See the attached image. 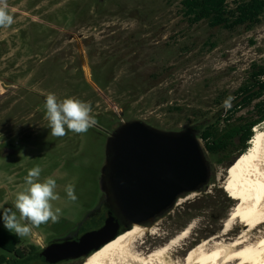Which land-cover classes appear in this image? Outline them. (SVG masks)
<instances>
[{"label": "rangeland", "instance_id": "1", "mask_svg": "<svg viewBox=\"0 0 264 264\" xmlns=\"http://www.w3.org/2000/svg\"><path fill=\"white\" fill-rule=\"evenodd\" d=\"M7 4L14 22L0 27V148L9 140L5 136L37 141L35 133L49 123L45 107L49 93L58 101L76 98L88 103L96 120L85 133L66 129L67 134L58 137L62 144L54 146L51 155H63L65 161L51 156L50 165L43 160L34 165L47 173L40 181L55 179L60 198L51 203L61 213L58 222L29 225L30 235L19 244L29 250L19 264L39 263L44 247L77 225L97 202L106 140L119 122L141 119L166 130L194 127L198 119L193 111L209 116L224 107L225 102H215L218 91L238 88L250 63L264 56V22L252 31L212 29L206 23L189 26L179 4L165 0H7ZM210 35L220 44L209 54L201 53ZM257 130L264 132V123L254 133ZM44 133L51 135V129ZM25 152L23 162L0 155L4 228V209L11 208L19 217L14 203L27 185L19 183L25 176L2 169L25 165L27 147ZM212 161L215 173L208 189L179 198L154 224L140 226L131 242L134 251L149 257L188 229L189 236L170 245L166 255L169 264H180L210 237H224L234 202L222 189L227 167ZM69 183L75 186V201L65 191ZM104 215L85 226L99 225ZM242 231L235 222L227 236L237 237ZM263 232L264 223L248 237L258 240ZM2 257L7 260L2 264H9L13 255L0 247ZM86 259L60 264H83Z\"/></svg>", "mask_w": 264, "mask_h": 264}, {"label": "water", "instance_id": "2", "mask_svg": "<svg viewBox=\"0 0 264 264\" xmlns=\"http://www.w3.org/2000/svg\"><path fill=\"white\" fill-rule=\"evenodd\" d=\"M105 155L99 177L109 206L105 224L81 235L75 234L78 225L68 236L78 240L42 251L48 263L88 258L123 233L121 224L130 229L154 224L179 198L207 190L215 173L209 150L193 126L166 130L141 119L124 120L107 137Z\"/></svg>", "mask_w": 264, "mask_h": 264}, {"label": "trees", "instance_id": "3", "mask_svg": "<svg viewBox=\"0 0 264 264\" xmlns=\"http://www.w3.org/2000/svg\"><path fill=\"white\" fill-rule=\"evenodd\" d=\"M165 1L179 4L181 18L189 26L206 23L212 29L232 32L243 28L252 31L264 22V0ZM219 44V41L210 35L203 42L200 51L209 54L218 48ZM229 99L230 106L224 105L212 115L201 116L193 111V115L198 119L194 128L199 129L200 137L211 157L217 164L226 167L249 150L254 128L264 123V56L250 63L238 88L220 89L215 96L218 105ZM178 109L182 111V108ZM21 243L18 235L0 226L1 248L14 254ZM26 255L27 253L18 252L15 256L22 259ZM4 261L7 260L2 257L0 263ZM8 262L13 264V258Z\"/></svg>", "mask_w": 264, "mask_h": 264}, {"label": "bare ground", "instance_id": "4", "mask_svg": "<svg viewBox=\"0 0 264 264\" xmlns=\"http://www.w3.org/2000/svg\"><path fill=\"white\" fill-rule=\"evenodd\" d=\"M35 115L36 111L29 116ZM255 132L250 140V149L237 157L225 170L222 189L227 198L234 202L229 222L222 234L225 239L210 237L197 248L191 249L186 262L180 264H264V232L258 240L248 237L249 233L264 223V132ZM235 222L244 231L239 236L230 238L227 235ZM140 229L139 225H135L108 241L83 264H169L167 253L189 236L188 229L182 231L171 242H167L149 257H144L131 247L132 239ZM229 241L233 243H228ZM197 256L198 260L195 261Z\"/></svg>", "mask_w": 264, "mask_h": 264}, {"label": "clouds", "instance_id": "5", "mask_svg": "<svg viewBox=\"0 0 264 264\" xmlns=\"http://www.w3.org/2000/svg\"><path fill=\"white\" fill-rule=\"evenodd\" d=\"M13 22L7 0H0V27L11 26ZM225 105L230 106V99L225 101ZM45 107L48 128L54 137L65 136L66 129L75 133H85L96 124L95 118L91 115V106L79 99L66 98L58 101L55 94L49 93ZM41 172L39 166L30 169L25 177L27 187L17 193L14 207L19 212V217L11 208H6L3 212L5 228L20 238L30 235L29 225L38 227L50 220L53 223L58 222L60 218L61 209L53 210L51 203L60 198L55 192L56 181L52 177L40 181ZM65 191L70 200L77 199L73 184L69 183ZM21 221H27V224H22Z\"/></svg>", "mask_w": 264, "mask_h": 264}, {"label": "flooded vegetation", "instance_id": "6", "mask_svg": "<svg viewBox=\"0 0 264 264\" xmlns=\"http://www.w3.org/2000/svg\"><path fill=\"white\" fill-rule=\"evenodd\" d=\"M123 121H121V122H123ZM121 122H119V123H121ZM34 123L36 124L37 120L34 121ZM47 127H48V125L43 126L38 132L35 133V135H37L35 137V138H37V141L34 143L31 142L32 139L28 140V141H26L25 139H21L23 137V135H20L18 137H16L15 135H12L10 137L5 136V137L9 138V140L7 143H5V145H3L0 148V155H1L2 159H9L11 157H15V158L20 157L22 159V162H23V159L26 158L25 156H23L24 154H26L25 147H27V149L30 151V154L27 157V162H25V165H23L22 162H20V163L14 164V166H12L11 168L4 166V169H2V170L10 169V170H13L14 172L21 174V175L26 177L28 174V171L30 169L34 168L35 164L40 163L41 160H43L44 162H47L49 165L51 162V156H55L60 161H65V158L63 157V155L61 156L59 154H56L55 152H54V155H51V152H52L51 149L54 146L61 145L62 143L59 142L58 137H54L48 133L47 134L44 133V131L46 132ZM66 133H67V131H66ZM52 138H54V139H52ZM90 144L93 146L92 142ZM45 174L47 175L46 172L42 171L40 178L43 177ZM19 183L25 184V180H23ZM12 186H14V185H12ZM15 186H17V184H15ZM1 187H2V189L6 190V192L10 191V190H8L9 187H6L4 185H1ZM88 210L89 211L83 216V218L80 220V222H78L77 225L73 224L74 227L72 229H70L64 236H62V237L60 236L61 238L57 237V239L54 238V240H52L50 243H48L44 247V249H46L47 247H49L53 244L65 243L68 240L69 241L78 240V238L76 236L75 237H68L69 234L75 233V229L78 225H80L79 230L75 233L77 235L85 234L86 232H88L90 230L100 229L105 224L106 214L109 210V206L105 202L104 197L101 195L98 198L97 202H95L94 205ZM104 212H105L104 219H103V221L100 222L99 225H94L90 229L85 226V225H87V223H89L93 219H96V220L99 219ZM121 227H122V231L126 228L124 224H121ZM16 249H18V248H16ZM28 250H29L28 248H19L17 252H14V254H12L13 255V257H12L13 258V264H19L26 257V256H24L22 259L17 258L15 255L18 252L26 254L28 252ZM79 259H85V258H79ZM79 259H76V260H79ZM76 260H64L61 263L68 262V261H76ZM37 264H50V263H48V261L45 258H42V260ZM58 264H60V263H58Z\"/></svg>", "mask_w": 264, "mask_h": 264}]
</instances>
